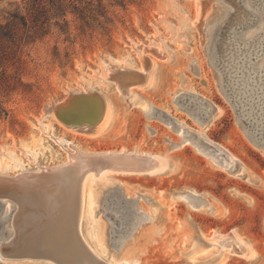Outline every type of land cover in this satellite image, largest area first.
Segmentation results:
<instances>
[{"label":"rangeland","instance_id":"1","mask_svg":"<svg viewBox=\"0 0 264 264\" xmlns=\"http://www.w3.org/2000/svg\"><path fill=\"white\" fill-rule=\"evenodd\" d=\"M70 1L84 11L83 19L73 5L66 22L50 9L48 20H42L47 33L23 48L21 63L13 61L5 70L13 89L0 97V176L31 175L0 184L24 208L34 202L39 215L23 205L12 214L0 206V244L10 238L2 252L10 249L15 255L19 248L38 247L62 264H82L76 254L88 264H105L92 252L112 260L125 250L135 251L138 264H264V147L246 133L220 75L221 47L231 39L243 44L249 29L238 23L239 0ZM240 1L249 6V0ZM25 6L24 0H0V25L11 21L13 13L25 15ZM140 76L146 83L131 88L128 82ZM79 94L72 99L76 109L55 114L57 105ZM102 103L110 113L106 124L69 125L94 121ZM215 109L219 112L211 118ZM199 135L236 160L234 173L210 155L217 154L216 148ZM108 152L128 153L131 159L130 154H145L163 166L152 175L121 174L108 167L112 173L97 177L80 198L74 184L83 171L70 157ZM67 163L63 179L50 178L54 172L40 174V169ZM61 195L55 210L46 208L45 201ZM65 196L74 198L73 207ZM74 208L80 237L92 252L75 236L77 248L65 247L66 237L56 229L55 218ZM231 236L242 242L243 256L208 241ZM53 263L0 258V264Z\"/></svg>","mask_w":264,"mask_h":264},{"label":"bare ground","instance_id":"2","mask_svg":"<svg viewBox=\"0 0 264 264\" xmlns=\"http://www.w3.org/2000/svg\"><path fill=\"white\" fill-rule=\"evenodd\" d=\"M241 2L242 1H240V3ZM248 3H249V6H245L244 3L241 4L243 10L240 13L241 14L239 17L240 21L238 22V23H241V24H239V25H241V28L242 27H245V28L248 27L249 28L245 33L246 36H244L245 41L243 39V41H244L243 44L239 45L236 43L237 44L236 45V44H234L232 39L228 40V43L225 46V54H224L223 62L220 65V67H221L220 70H221V74H222V76L226 82L227 87L229 88V90H231L232 95L235 98V103H237L239 110H241L244 113V115H245V117H247L248 121L257 130V132H259L260 135L264 138V0H249ZM246 5H247V3H246ZM214 8L218 12L221 9V7L218 4H216ZM209 15H210V13L204 17L203 23H205V22L208 23V21H209L208 19L210 18ZM213 19H211V21ZM236 22H237V20H236ZM207 23H205V24H207ZM231 38H233V37H231ZM234 41H236V40L234 39ZM238 43H239V41H238ZM143 58L145 59L144 56H143ZM258 58H260V62L258 64L259 67L255 68L254 65L256 64ZM144 61H146V60H144ZM139 72H141V71H139ZM218 78H219V76H218ZM124 92L126 95H128L131 92V90L127 89ZM200 99H202L201 102L205 103L206 106H209L208 101H206L205 99H203L201 97H200ZM91 102L93 103V101H91ZM102 104H103L102 108L99 109L98 112H95L94 121H91V122L86 121V123H88V125L93 124V126L95 128H97L98 126H101V125L107 123L106 121H108L107 120L108 114H110V113H108V110H107L108 108L106 109L105 104L104 103H102ZM96 105L98 106V103ZM218 112H219V110L215 109L211 115V118H214ZM55 114L59 115L60 117L62 115L65 116L66 115L65 109L62 110L61 108H59V110ZM61 119L66 120L63 117ZM200 137L203 139L202 140L203 143H205L209 147L212 146V147L216 148L217 154L215 155L214 153L212 154L211 152H209L210 155L214 156L222 164V167L224 169L232 172L234 169L233 168L234 164H237L236 160H234V158L226 150H223L221 147H216V146L212 145V143H210L209 141L207 142V140H205V137H202V136H200ZM80 153H76L75 155L70 157L71 163H73V164L80 163L81 164L80 169L82 168V171H83L79 180L76 182V184H74V185H76L75 190H77L80 198H81V195H83V193H85L87 188H88V191H89V189H91V184L93 183V181L96 180L97 177L100 178V177H103L104 175L112 173V171H110V169H108V167H111V166L115 167V172L121 173V174L152 175V174L158 172L159 169H161L163 166V164H162L163 162L161 160L156 159L155 164H153V162L150 161L152 159L151 156H147L145 154H144V156L141 155L139 157L131 159V157L128 155H125V156H128L130 158H128V157L122 158L123 156L122 157H116L118 154L115 155L116 153L108 152V153L102 154V155H104V157L102 159H99V158H95V156H92V155H86V154H80ZM219 156L221 158H219ZM129 159H131V160H129ZM64 166H70V164L68 165V163H67L64 165L55 166L56 170L54 171L53 174L51 173L52 176H50V178H54V179H57V178L61 179L62 178L63 179V177H65V174H68L66 171L62 170L63 169L62 167H64ZM154 166H155V168H154ZM40 170H43V169H40ZM60 170H62V171H60ZM93 171H94V173H93ZM34 180H36L35 183L38 186L42 185V181H40L39 179L36 178ZM1 185L2 184H0V197H4V196L16 197L15 195L12 194V192H10V190L3 189ZM62 198H63L62 195L53 199V200L51 198L52 203H50L49 201H45L44 204H45L46 208L50 209V211L55 210V208L57 206H59V204H58L59 200H61ZM65 198L67 200V204H68L67 206L70 208L73 207L74 198L70 197L69 199H67L66 196H65ZM21 206L22 205H20V207ZM20 207L18 205V209ZM6 208L7 209L10 208V205H7ZM77 211H78V208H74L72 214H68V213H65L63 211L61 214H59L55 218L56 221L54 224L56 226V229H59V232L64 233L63 235L66 237L65 238V244L66 245H64L65 247H68L69 249L70 248L72 249L75 247L77 248V246H76L77 243L75 244V240L73 239L75 236V238H77L79 240V242L84 247V249H86L85 248L86 245L83 242V240L81 239L79 231H78ZM72 221L74 222V232L72 229ZM94 225H95L94 228H97V225L96 224H94ZM93 237L96 239V236H93ZM227 240H229L228 243H227ZM208 241L210 243L218 245L219 247H222L221 249H223L226 246L229 247L228 251L230 253H238V251L240 250L239 255L243 256L245 254V250H244V246H243L242 242H240V240L236 239L235 237H232V236L230 238L229 237L228 238H218V237L214 238L213 237L212 239H210ZM2 244H0V258H2V254H3L2 253V249H3ZM59 247H60V249H65L62 246V244H59ZM95 248H99L100 250L102 249L100 246L99 247L96 246ZM102 251H104V250L102 249ZM102 251H100V252H102ZM4 252H7V250H5ZM8 252H9V250H8ZM102 253H104V252H102ZM92 254L95 257H97L98 259H100L105 264H138V259L136 257L135 251H130V252L126 251V250L122 251L117 256L112 255V257H111L112 260H110V258L107 260L106 259L104 260L103 258L100 257V255H98V254L96 255L93 252H92ZM104 256H105V254H104ZM74 257L80 263L88 264L87 263L88 260H86L84 257L80 256V254H76Z\"/></svg>","mask_w":264,"mask_h":264},{"label":"trees","instance_id":"3","mask_svg":"<svg viewBox=\"0 0 264 264\" xmlns=\"http://www.w3.org/2000/svg\"><path fill=\"white\" fill-rule=\"evenodd\" d=\"M24 1L26 5L24 9L27 13L25 15L13 13L11 21L0 25V97L2 96L1 94H6L13 89V86L9 84V79L7 80V76L5 75L8 65L13 61L17 65L21 63L19 55L22 53L23 48L47 33L44 29V24L48 20L46 16L50 9L54 8L56 10L55 16L61 17L64 21L67 9L72 5L74 13L78 14L80 19H83L84 16V11L77 9L70 0H49V5H46L43 0ZM97 7H101L100 2L97 4ZM96 15L101 16L98 13ZM44 19L45 21H42ZM28 22L32 23L33 26L27 28L26 24ZM19 25L23 26L21 30Z\"/></svg>","mask_w":264,"mask_h":264},{"label":"water","instance_id":"4","mask_svg":"<svg viewBox=\"0 0 264 264\" xmlns=\"http://www.w3.org/2000/svg\"><path fill=\"white\" fill-rule=\"evenodd\" d=\"M237 5H239L241 8H242V5H241V3H240V0L238 1V3H237ZM221 52H222V58H220V60H219V64L221 65L222 64V62H223V58H224V54H225V47H221ZM148 66H146V69L148 70V72H149V70H150V66H149V64H147ZM125 70H128V69H125ZM128 71H131V72H134L135 73V71H133V70H128ZM110 72H112V71H110ZM117 73H119V71H118V69L117 70H113V72H112V74L115 76V75H117ZM221 76H222V74H220ZM147 76H148V73H147ZM223 77V76H222ZM116 78V77H115ZM144 78H145V76H140V77H133V79L130 81V82H128L129 83V86H131V88L132 87H141L142 86V84L144 83L143 82V80H144ZM117 79V78H116ZM147 79V78H146ZM106 80H108V79H106ZM108 81H110V80H108ZM117 81V80H116ZM112 82V81H111ZM113 83V82H112ZM145 83H146V81H145ZM144 83V84H145ZM143 84V85H144ZM223 91L228 95V97H230V101L232 102V104L234 105V108L236 109V111H237V113H238V119H239V121L241 122V123H243V126H244V128H245V130H246V133L248 134V136L252 139V141L256 144V145H259V146H262V147H264L263 145H264V138L260 135V133L259 132H257V130L252 126V124L248 121V119H247V117H245V115H244V113L241 111V110H239V107L237 106V103H235V98L233 97V95H232V92H231V90H229V88L227 87V90H224V88H223ZM87 94V93H86ZM88 95L89 96H92V97H99V98H101L100 96H98L97 94H95V93H88ZM82 96V94H79V95H72V96H70L65 102H63V103H61V104H59V105H57V107H59V108H64V109H70V108H72L73 106H74V104H75V101H72V99L73 98H77V97H81ZM102 99V98H101ZM196 99L197 100H202V99H200V97H196ZM102 101H103V99H102ZM105 104V103H104ZM54 108V107H53ZM52 108H50V109H48V112L51 110ZM68 125V124H67ZM69 125H72V126H75V127H83V126H86V127H88V128H92V127H94L93 126V124H90V125H88V124H85V123H76V122H70L69 123ZM116 154H119V155H117V156H124L125 154H128V153H124L123 154V152H122V154L120 155V153H116ZM131 156H132V158H136V157H139L140 155H138V154H130ZM92 156H95V158H99V159H102L103 157H104V155H102V154H96V155H92ZM138 161V160H137ZM110 169H112V171H114L115 170V167H110ZM235 169L236 168H234L233 169V171L232 172H234L235 171ZM54 170H56V168L55 167H52V168H47V169H43V172L42 173H40V174H51L52 172H54ZM28 175H31L30 173H21L20 175H16V176H14V177H8V176H0V181H7V182H9V183H14L15 181H17V179L18 180H24ZM37 176H39V174L37 173L36 174ZM29 189V188H28ZM23 193V192H22ZM25 193H29V191H26ZM23 201H25V200H23ZM19 205V207H20V205H23L22 203L23 202H21V201H18L16 198H11V197H8V196H4V197H0V206L4 209V212L5 213H8V212H10V214H12L13 213V210H15V209H17L18 208V205L16 204V203ZM7 205H10V208H9V210L10 211H6L5 210V207H7ZM30 202H29V204H28V206L27 207H25L24 208V205H23V209H30V211L31 210H36V213L35 214H38L39 215V209H38V211H37V208L35 207V203L33 202V205H34V207H32V208H30ZM32 205V204H31ZM21 208V209H22ZM20 209V210H21ZM18 210V209H17ZM28 211H26V213H27ZM30 213V212H29ZM22 214H25V211H23L22 212ZM32 214V213H31ZM31 216V215H30ZM8 227L9 226H7L6 228H5V230H6V234H8V231H9V229H8ZM10 231L12 232V230L10 229ZM1 234H3V233H1ZM10 234V233H9ZM8 234V235H9ZM17 235V234H16ZM7 237V236H6ZM10 241V238L9 237H7V238H5L4 240H3V242L2 243H5V242H9ZM15 241H17V239L15 240ZM21 241V239H18V242H20ZM17 242V243H18ZM13 247H14V242H13V245H12ZM37 252V253H36ZM49 251L48 250H41L40 248H38V247H31V246H29V247H26V248H19V253L18 254H15V255H13V254H11V251H10V249H9V252H2L3 254H2V258L4 257V258H6V259H30V260H33V261H40V260H45V261H52V263L53 264H62V263H60V262H58L55 258H52V256L53 255H51V254H49L48 253ZM89 252V251H88ZM90 254V253H89ZM66 262H67V264H68V261L66 260ZM66 262L64 263L63 262V264H66ZM72 263V262H71ZM99 263V262H98ZM101 264V263H100Z\"/></svg>","mask_w":264,"mask_h":264}]
</instances>
